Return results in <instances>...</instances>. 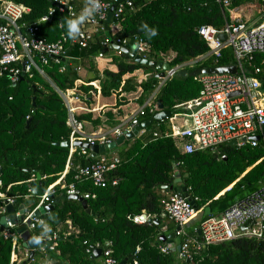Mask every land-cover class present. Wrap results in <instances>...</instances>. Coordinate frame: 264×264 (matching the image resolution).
<instances>
[{
	"label": "trees",
	"instance_id": "1",
	"mask_svg": "<svg viewBox=\"0 0 264 264\" xmlns=\"http://www.w3.org/2000/svg\"><path fill=\"white\" fill-rule=\"evenodd\" d=\"M13 1L29 9L21 21V25L25 26L23 32L37 26L38 37L48 43L70 37L67 12L56 10L48 21L40 23V19L53 8V0ZM74 1L77 8L86 6L87 2ZM134 4L133 11H126L119 20L112 19L106 29L103 27V33L93 35L85 49L67 45L65 50L70 69L64 63L62 66L51 62L42 69L49 81L35 71L31 79L24 76L12 86L9 77L0 72V182L3 185L1 191L7 196L20 197L14 205L15 210L26 203L22 197L38 186L36 172L43 178L42 187L46 191L65 170L69 149L55 144L68 141L70 129L66 125L67 109L55 88L60 91L72 89L79 79L76 70L82 64L92 78L87 85L80 87L78 97L82 104L89 105L94 91L90 83L98 81L103 97L113 93H130L137 88L134 73L152 70L140 64L119 62L116 73L108 70L101 73L102 80L96 71L95 60L108 50L101 45L105 40L113 42V46L117 40L126 39L129 42L125 47L129 49L136 39H142L146 44L142 56L151 61L165 62L173 68L191 65L203 58L193 68L187 66L188 72L235 64L230 48L224 49L218 60L207 58L208 48L197 34L201 26L222 29L229 22L227 10L220 7L217 0H134ZM263 61L264 55H256L253 66L261 67ZM243 68L248 73L252 72V67L247 64ZM262 78L258 76V79ZM159 82L152 74L140 85V104L159 87ZM200 90L199 84L191 78L185 81L173 78L161 87L156 100L162 102L172 117L181 112L186 116L194 109L191 103L198 100ZM33 99L35 108L32 106ZM188 101L192 106L189 110L179 107ZM155 105L156 101L153 102ZM156 112L145 109L137 123L140 125L153 118ZM77 119L80 122L89 121L91 116L81 115ZM150 135V140L145 144L136 140L125 153L120 154V165L108 174L109 181L105 188H96L89 179H74L83 161L82 157L74 155L64 183L66 189L74 186L81 196L90 195L86 201L92 215L85 212L79 201L64 199L54 212L45 216L47 230L44 236H57L53 251L47 248L45 254L49 262L100 264L98 258H94V250H102L108 244L109 256L107 258L103 252L99 257L101 264H106L108 259L116 264L125 260L127 264H264V242L246 237L208 246L193 253L188 262L187 259L177 258V251L171 248L164 254L161 248L168 246L160 240L159 226L152 222V218L156 217L160 225L164 214L162 202L176 193L169 189L165 191L163 187L182 186L195 202L194 209L198 212L185 231L190 237L198 238L197 230L203 222L220 218L237 200L263 184L264 145L261 142L256 147L233 148L224 145L215 152L205 150L187 155L183 139L154 138ZM222 155L225 159H221ZM177 177L181 178L182 184L175 183ZM113 180L116 181L115 186H112ZM9 186L11 188L6 191ZM66 189L56 186L54 198L65 196ZM37 202L31 209L34 210ZM207 208L209 213L205 214ZM141 215L148 216L149 222L140 225L134 223V217ZM174 230L177 231L176 225ZM68 235L74 238L67 239ZM62 238L65 239L60 240ZM17 243L18 260L14 264H32L29 255L26 256L27 249L22 247L20 240ZM87 250L90 252L87 253ZM11 255L12 240L1 239L0 264H10Z\"/></svg>",
	"mask_w": 264,
	"mask_h": 264
},
{
	"label": "built area",
	"instance_id": "2",
	"mask_svg": "<svg viewBox=\"0 0 264 264\" xmlns=\"http://www.w3.org/2000/svg\"><path fill=\"white\" fill-rule=\"evenodd\" d=\"M87 0L86 6L77 8L74 0H53L55 5L61 6L49 10L48 15L40 19V23L46 22L58 10L61 13L67 12L70 28V37H64L54 43H48L38 37L39 28L33 26L23 32L24 25H21L24 15L29 13V9L22 4H17L13 0H0V72L9 77L12 86L20 82L24 76L28 79L33 77V72L46 78L44 66L51 62L55 65L64 63L67 59L66 46H79L85 49L92 41L93 35L103 33L104 23L107 14L113 9L112 19L119 20L126 11H133L134 0ZM264 4V0H262ZM220 7L227 9L230 0H217ZM74 26V27H73ZM198 36L204 41L208 48L207 58L218 60L222 51L230 48L233 51L235 64L227 67H235L236 74H201L193 80L201 87L198 100L192 106L193 110L187 116L190 124L182 131H176L166 138L179 137L185 141L184 152L191 155L197 152L210 150L215 152L220 146L229 145L235 141L233 147L243 148L245 146L256 147L258 143L264 145V93L261 91L262 83L258 76L264 77V61L261 67L253 66L254 56L264 55V22L255 27L249 28L238 19L234 22H226L222 29H216L210 25H204L197 29ZM219 36H225V41L219 40ZM129 41L119 39L115 45L126 48ZM129 50L137 56H142L146 44L142 39H136ZM113 42L105 40L103 47L111 48ZM113 47V46H112ZM127 49V48H126ZM101 53L97 59H102ZM203 59V58H201ZM198 62V60L196 61ZM252 67V72L244 70V65ZM189 68L195 66V62L187 65ZM222 68V67H219ZM217 69V68H212ZM64 68L61 69L63 71ZM184 65L171 68L166 72V79L162 85L173 79L178 71H183ZM198 70V69H196ZM202 70V69H201ZM204 70V69H203ZM77 73H81V67L77 68ZM195 71V70H194ZM0 74V75H1ZM67 109L66 125L70 129L69 136V156L66 162V168L71 166L72 158L78 155L85 162L91 152L83 146L78 147L74 144H87L90 147L95 145H104L112 143L119 137L129 133L138 125L137 120H132L126 131L115 129L112 137L96 138L87 136L84 133L83 122L76 117V112L80 109L73 106L79 101L76 92L72 89L60 91L56 89ZM149 108V107H148ZM156 106L150 107V112H154ZM142 109L139 114H144ZM141 132V131H140ZM158 137L154 134V138ZM258 138L259 140H256ZM245 139L246 141H241ZM221 159H225L222 155ZM120 160L116 156L98 155L88 167L81 166L76 170L75 180L89 179L96 188H105L109 181L108 174L117 169ZM116 181H112V186ZM55 183L50 185L40 198L39 205L30 213L25 215L21 225H26L27 220L33 213L43 206L52 204L55 195ZM2 183L0 182V189ZM65 189V186H61ZM78 195L85 200L90 195L81 196L74 186L66 189V196ZM17 197H9L7 193L0 191V219L6 217L7 206H14ZM164 215L177 226L175 236L182 239L180 244V257L190 260L193 253L216 244L233 241L239 237L254 238L264 242V183L252 193L237 200L232 206L226 209L220 218H210L199 226L201 237H190L185 231V227L197 216L198 212L194 205L187 198L180 194H172L162 202ZM19 215V214H16ZM150 218L146 215L134 217V223L145 224ZM248 221H254V226H248L245 232L240 228ZM41 226L42 232H45L44 221L40 218L32 219L27 225L29 232H34ZM1 229V226H0ZM14 226L7 220V227L0 233V240H12V255L10 264L17 262L16 250L20 235L15 231ZM37 243L46 241L55 245L57 236H44L38 234L34 236ZM201 238L203 241H201ZM176 251L175 247L168 246L161 248V252L167 254L169 249ZM138 251V250H137ZM87 253L90 251L87 250ZM105 256L108 258L107 250ZM29 254L27 253L26 256ZM30 257V255H29ZM106 264H116L114 260L108 259ZM136 264V262H134Z\"/></svg>",
	"mask_w": 264,
	"mask_h": 264
},
{
	"label": "crops",
	"instance_id": "3",
	"mask_svg": "<svg viewBox=\"0 0 264 264\" xmlns=\"http://www.w3.org/2000/svg\"><path fill=\"white\" fill-rule=\"evenodd\" d=\"M231 4L233 5L232 8H230ZM230 5L226 9L228 12V15H229V22H234L235 19L239 18L249 28H255L264 22V4H263L262 0H230ZM256 16H258V17H256ZM119 53L120 52L113 49V47H112V49L108 48V50H106V53L104 54L102 59H96L95 60L96 71L99 72L100 77H101V73L105 70L116 73L117 72L116 66L119 62H123V63H127V64L133 63L130 59H124L122 56L124 54L120 55L121 53L120 54ZM142 58H145V57L142 56ZM202 60L203 59L200 58V59H198V62L202 61ZM198 62H195V65ZM163 63H165V62H163ZM80 67H81L82 71L80 74H78L79 79L77 81H75L74 87L72 88V90H74L76 92L77 97L79 96L80 87L82 85H84V86L87 85L88 81L92 78V76L90 74H88L87 69H85L82 64ZM186 67L187 66H184L185 71H187ZM171 68H173V67H171ZM158 73L159 72L154 70V72L152 74L156 75ZM188 73H190V72H188ZM151 75L150 74L148 75V73H146V71H144V70L143 71L139 70V71L135 72L134 76H133L134 77L133 78L134 84L137 85V88L135 91L130 92V93H123V94H119V95L117 93H113L108 97H103L101 95L98 81L90 83L89 85L92 86L94 91L92 92V95H91L92 98H90L89 105L82 104L80 100L76 104H73V106H78L79 108H84V110L80 109L76 112V117H79L81 115H90L91 116V119L89 121L83 122L85 135L93 136L96 138H102V137H110L111 138L112 132L115 129H121L122 131H126L129 128V125L132 123V120L138 119V117L140 116L139 112L142 109L145 110L148 107L149 108L154 107L153 102H155V101H156V105H155L156 111L158 112L156 96L158 95V93L162 87V86L160 87V85L162 84L161 80L159 82V87L151 95H149V97H147L143 101V103L140 104V102H139V98L142 95V89H141L140 85L143 82H145L148 78H150ZM101 79L103 80V77H101ZM263 89L264 88L262 87L261 91L264 93ZM194 103L195 102L193 101L191 104H194ZM182 106L188 110L192 107V106L190 107L189 101L184 102L179 107H182ZM180 110H182V108H180ZM164 111H168V110L164 108ZM189 124H190V122H189L187 116H184V114L182 112L180 114L174 116V117H172V115H171L170 119L164 120L163 122H159L155 125L153 124L154 126L150 130L146 131L147 128L142 129L136 138H134L133 140H131L129 142H125L122 146L113 150L116 152L106 150V152L103 155L120 157V154L125 153L127 151V149H129L136 140H140L141 142H143V144H145V142L147 140H150V138H149L151 136L150 134H152L153 136H154V134H157L158 137H166V135H168V134L171 135L172 133H174L176 131H182L183 129L187 128L189 126ZM228 146H230V145H228ZM230 147H233V146H230ZM233 148H237V147H233ZM66 169L67 168L65 166V170H64L63 174H61L59 180L57 182H55V185H59L60 187L65 185L64 178L68 174L70 168L67 170ZM248 171H250V169L247 170V172ZM42 179L43 178L41 177V181H42ZM176 179H179V177H177ZM232 186H230V187H232ZM2 188H3V185H2ZM10 188L11 187L9 186L6 189V191H8ZM36 188H34V189H36ZM1 189H0V191H1ZM34 189L29 190L28 195H25L24 197H22L24 199V201L26 202L23 205L24 210H25V215L30 213L31 211H33V208L31 209V206L34 204V202L38 201L36 207L40 203L41 197H35L32 194ZM42 189H43V187H42ZM44 192H45V190L43 189V193ZM1 193H2V191H1ZM43 193H42V195H43ZM15 197H17V199H20L19 196H15ZM12 207L15 210V207L14 206H12ZM18 209L15 210V214H19ZM155 218H152V219H155ZM156 225L159 226L160 238L162 236L166 237V236L175 234L174 223L169 221L164 214H162V216H161L160 225H159V222H157ZM161 225L163 226V228L160 227ZM20 226H22V225L20 224V225L16 226V229ZM16 229H15V231H16ZM29 233L31 234L32 240H34V241H35L34 236H36L38 234H43V235L46 234V232L41 231V228H40V230H36L32 233L31 232H29ZM68 236H70V235H68ZM175 239L179 240V238H177L175 236L173 239V241H174L173 244L166 243L167 246H172V247H175V249H176L177 245H180V242H179V244L175 243ZM44 242H46V241H44ZM20 243L23 244V241L21 239H20ZM55 245L53 246V248L55 247ZM51 247H48L47 245H41V242L37 243V247H36L35 253H34L35 255L31 259L32 264H52V262H49V259L45 256V254L47 253V248L50 249L51 251H53L51 249ZM96 250H99V249H96ZM36 252L42 256L38 257ZM27 253L30 255L28 249H27ZM102 254H103V251L101 252V255ZM97 262L101 264L102 260L100 258H98Z\"/></svg>",
	"mask_w": 264,
	"mask_h": 264
},
{
	"label": "water",
	"instance_id": "4",
	"mask_svg": "<svg viewBox=\"0 0 264 264\" xmlns=\"http://www.w3.org/2000/svg\"><path fill=\"white\" fill-rule=\"evenodd\" d=\"M122 2H123V0H119L118 3H122ZM51 5L56 6L57 8L61 7V6L55 5V3H53V2H51ZM112 17H113V9H111L109 11V13L107 14V18H106L105 23H104L105 29L110 24ZM225 39H226L225 36H219V40H221L222 42H224ZM113 49L120 52L121 54L128 56L134 64H140L143 66H148V67L156 70L157 72H159L158 74L155 75V78L161 80V82H163L166 79V72H168L171 69V67L166 63L158 62V61H151L149 59L142 58L140 56H137L133 52H131L129 49L120 47L118 45H113ZM65 66L67 67L68 70L70 69L68 61H65ZM236 72H237V69L233 66L222 67V68H217V69H204V70L198 69V70L192 71L190 73L183 70V71H178L176 73V76L174 77V79L176 81H185L187 78L193 79L194 77L201 75V74H224V73L236 74ZM261 82H262V87L264 88V78H262ZM161 86H162V84L160 85V87ZM32 106H33V108L36 107L35 99H33V101H32ZM157 109H158V112L154 115L153 118L145 121L144 123H142L140 125L135 126L129 133L124 134L123 136L119 137L117 140L113 141L112 143L108 144L107 146L95 145V146L90 147L87 144H81V143L74 144L75 146H78V147L83 146L84 148L88 149L91 152V156L85 162H82L81 166L88 167L96 156L104 154L106 152V150L107 151H113V150L117 149L118 147L122 146L125 142H129V141L133 140L134 138H136L138 136V134L140 133V131L142 129H146V128L150 127L151 125H153L154 122H163L164 120L171 118V112L164 111V107H163L162 102L160 100L157 101ZM27 126H28V123H27ZM256 140H259V139L256 138ZM241 141L245 142L246 140L242 139ZM55 145L60 146L62 148L69 149V142H67V141L63 142V143H58ZM229 145L234 146V145H236V142L233 141ZM27 172H29V170ZM36 180L39 182V184H38V187L33 190L32 194L35 197H41L42 193H43V189H42V183H41V175L38 172H36ZM175 183L176 184H182V180L180 178L176 179ZM232 187L228 188L226 191L230 190ZM163 188H164V190L169 189L170 191L176 192L177 194H180L183 197L187 198L188 201H190L192 205L195 204V202L192 201L191 198L189 197V195L186 192V189L184 187L179 186L176 188H173V187H171V188L163 187ZM226 191H224V192H226ZM224 192L221 193L219 196H222L224 194ZM64 199L79 201L81 203L83 209L85 210V212L87 214L92 215L90 210L87 207V201L78 195H70V196H62V197H58V198H53L52 204L50 206H43V207H40L39 209H37L33 213V215L31 216V218L29 220H27L26 225H22L16 229V232L20 235V238L23 241V244H22L23 248L29 250V253H30L29 260H31L34 256L35 249L37 247V243L34 240H32L31 234L28 232L26 226L30 224L32 219H35V218L45 219V214H50V213L54 212L56 206H58L60 204L61 200H64ZM18 211H19V215L17 216L15 214L14 208L12 206H7L6 217H2L0 219V226H1L0 233L2 232V230L4 228L7 227V220L10 221L14 226H18L22 223V221L25 218L24 206L21 205L19 207ZM208 213H209V209L207 208L205 210V214H208ZM152 222L157 224L156 219H153ZM254 224H255L254 221H248L245 225H243L240 228V230L242 232H245V230L247 229L248 226L252 227V226H254ZM160 227L163 228L162 225ZM177 230H179V229H177ZM197 235L199 237H201V231L199 229L197 230ZM174 237H175V234H172V235H169L166 237L162 236L160 239L163 243L173 244ZM73 238H74V236H69L67 239H73ZM64 239L65 238H62L60 240H64ZM201 241H203L202 238H201ZM41 245H47L48 247H51L53 244L51 242H44L43 241V242H41ZM108 247H109V245L106 244L102 250H94V258H99L101 255V252L107 250ZM176 251L178 254L177 258H180V255H179L181 252L180 245H177ZM188 261L189 260L187 259V262ZM119 264H127V261L125 260Z\"/></svg>",
	"mask_w": 264,
	"mask_h": 264
},
{
	"label": "rangeland",
	"instance_id": "5",
	"mask_svg": "<svg viewBox=\"0 0 264 264\" xmlns=\"http://www.w3.org/2000/svg\"><path fill=\"white\" fill-rule=\"evenodd\" d=\"M256 17H258V16H256ZM108 34V33H107ZM153 70V69H152ZM152 70H148L146 73H148V75L150 74H152L154 71H152ZM112 152H116V151H112ZM67 170V169H66ZM179 242L181 243V239H175V243H177V244H179Z\"/></svg>",
	"mask_w": 264,
	"mask_h": 264
},
{
	"label": "clouds",
	"instance_id": "6",
	"mask_svg": "<svg viewBox=\"0 0 264 264\" xmlns=\"http://www.w3.org/2000/svg\"><path fill=\"white\" fill-rule=\"evenodd\" d=\"M73 27H74V26H73ZM146 59H147V58H146ZM67 60H68V59H65V60H64V65H65V61H67ZM130 60H131V59H130ZM131 61H132V60H131ZM43 78H44V77H43ZM45 79H47V76H46ZM47 80H48V79H47ZM48 81H49V80H48ZM162 86H163V85H162ZM54 88H55V87H54ZM55 90H56V88H55ZM56 92H57V91H56ZM57 94H58V93H57ZM58 95H59V94H58ZM59 97H60V96H59ZM61 100H62V99H61ZM138 125H139V124H138ZM68 141H69V140H68ZM68 141H67V142H68ZM56 186H58V185H56ZM64 186H65V185H64ZM65 189H66V186H65ZM65 196H66V195H65ZM53 198H54V196H53ZM46 215H47V214H45V216H46ZM41 220L44 221L45 219H41Z\"/></svg>",
	"mask_w": 264,
	"mask_h": 264
}]
</instances>
